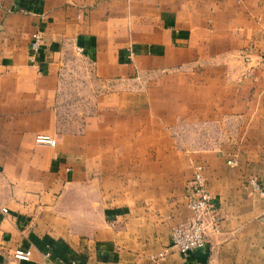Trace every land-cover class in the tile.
<instances>
[{"label":"crops","instance_id":"1","mask_svg":"<svg viewBox=\"0 0 264 264\" xmlns=\"http://www.w3.org/2000/svg\"><path fill=\"white\" fill-rule=\"evenodd\" d=\"M71 54L120 89V107L139 103L146 74L165 73L171 90L179 79L180 111L160 117L179 120L192 143L142 146L140 111L126 112L125 127L62 133ZM263 54L264 0H0V264H264V195L245 184L256 177L264 189ZM153 150L179 157L165 176L172 190L157 191V159L140 160ZM199 165L222 227L185 257L171 235L191 217L182 171ZM18 248L30 259L15 260Z\"/></svg>","mask_w":264,"mask_h":264},{"label":"rangeland","instance_id":"2","mask_svg":"<svg viewBox=\"0 0 264 264\" xmlns=\"http://www.w3.org/2000/svg\"><path fill=\"white\" fill-rule=\"evenodd\" d=\"M164 75L165 73H157V75L146 74L142 76L139 86H134L135 91L140 97L139 103L134 105L133 103L129 102L120 107L121 105L116 104V94L118 91H120V89L101 87L102 83L96 78V75L93 72L90 63L80 58L77 54L69 55L67 57L66 65L64 66V70L61 75V87L58 93V126L60 128V131L66 135L82 134L86 127L91 126L94 131L99 133L98 131L100 125H105L107 122L113 123L112 125H110V127L112 128L117 127L116 123H121L119 126L125 127V125L122 124L123 121L133 122L132 119L127 116L129 113L127 114L126 112L140 111L142 115V119L141 121H139L141 127L140 134H136L134 138L136 140H139L142 146H144L145 144H149L155 146L154 149L158 150L166 143H173L177 144L178 146L181 143L191 144V135H181V125L179 120L175 121L171 127L167 123L168 121H165L164 118L160 117H163L167 112H170L171 110L174 114L176 112L179 113L180 111L181 93L179 79L178 81H176V86H174L173 90H171L169 87L165 88L166 80H164ZM124 89L133 92L132 85L129 88ZM165 101L167 103H165ZM168 101L173 103H169ZM168 107L170 108L168 109ZM154 112L156 114H152ZM154 115L157 116L155 119H153ZM148 128L152 131L148 132ZM204 131H206V129H204ZM168 132H172L171 137H168ZM107 137H110V134L108 136L105 135L104 139L106 140ZM94 138L101 139L100 135L97 137L94 135ZM155 150L151 151L150 153H140V160L144 161L145 157L149 159L150 156L157 159L159 161L157 166L160 172L157 177V182L165 179V182L157 183V191H167L170 186L172 190L174 184L168 183L165 176L166 173H170L174 170L173 163L177 161L179 157L170 156V153L168 152H155ZM235 167L230 168L235 169ZM195 169L190 167L188 169L185 168L182 171L183 176L181 177H187L185 180L186 201L189 187L191 186V183L193 181L192 174L195 172ZM204 174L208 186L206 167H204ZM190 175L192 178L190 177ZM243 175L245 177L244 173ZM252 178L257 179L256 177ZM252 178H250L245 183L247 186L250 185L249 181ZM257 181L259 180L257 179ZM259 184H261L260 181ZM145 186L147 187V185ZM190 215V218H192V212H190Z\"/></svg>","mask_w":264,"mask_h":264},{"label":"built area","instance_id":"3","mask_svg":"<svg viewBox=\"0 0 264 264\" xmlns=\"http://www.w3.org/2000/svg\"><path fill=\"white\" fill-rule=\"evenodd\" d=\"M43 41L44 38L40 31L32 34L29 52L30 62L36 63ZM256 65L264 71V54L256 59ZM37 141L52 146L56 144V141L48 135L37 136ZM228 163L233 165L232 160H229ZM249 184L254 190H258L261 195H264V189L257 179L252 178ZM187 206L192 212V218L176 225L171 235V247L176 248L185 257L191 253L205 250L209 245L211 235L220 233L222 227L213 196L206 183L203 165L196 167L193 181L187 193ZM6 213H8L6 207L0 208V216ZM30 256L31 250L22 248L16 249L13 254L15 260H29ZM159 257L164 258L165 254L161 253Z\"/></svg>","mask_w":264,"mask_h":264}]
</instances>
